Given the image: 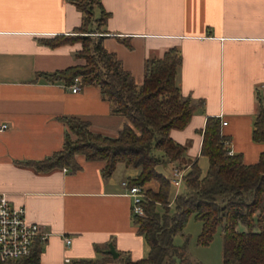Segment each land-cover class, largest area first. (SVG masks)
<instances>
[{
  "label": "crops",
  "instance_id": "0c3cea01",
  "mask_svg": "<svg viewBox=\"0 0 264 264\" xmlns=\"http://www.w3.org/2000/svg\"><path fill=\"white\" fill-rule=\"evenodd\" d=\"M73 1L0 0V126L7 125L0 131V192L48 233L34 242L40 264L96 259L109 255L110 245L118 257L109 255L112 260L105 264H124V257L137 261L149 251L121 184L140 170L118 163L103 177V163L83 157L77 171L38 172L26 164L62 148L65 118H79L91 132L108 137L128 124L111 112L97 86L81 85L73 93L65 82L49 80L54 72L85 63L77 56L81 41L50 45L80 35L83 13ZM102 11L106 18L96 22ZM93 18L92 28L103 32L102 46L137 85L148 58L178 50L175 83L195 109L185 127L170 129L169 137L184 147L186 171L189 160L197 162L202 175L207 171L201 144L208 117L219 119L233 154L245 164L258 161L264 142H254L252 130L264 109V0H100ZM173 164L157 169L169 175Z\"/></svg>",
  "mask_w": 264,
  "mask_h": 264
},
{
  "label": "trees",
  "instance_id": "16d2710c",
  "mask_svg": "<svg viewBox=\"0 0 264 264\" xmlns=\"http://www.w3.org/2000/svg\"><path fill=\"white\" fill-rule=\"evenodd\" d=\"M73 3L83 13L82 24L76 31L80 35L59 38L50 45L65 40L81 41L77 56L85 63L54 72L49 80L71 85L78 77L81 85L97 86L110 103L111 112L125 117L128 124L115 137H108L91 132L89 124L79 118H65L62 148L43 160L26 164L38 172L63 167L77 171L81 168L77 160L80 155L86 161L102 162L103 177H109L116 165L123 163L140 170L135 179L129 180L131 185L144 188L148 182L157 183L155 190L144 188L145 215L134 216L137 232L148 245V255L137 261L126 256L122 259L124 264H200L188 256L184 246L174 243V237L191 215L202 224L198 245H208L216 228L221 227L222 264H264V152L253 164H245L240 154H228V139L221 134L219 119L208 117L201 144V155L208 159L207 171L202 175L197 162L188 161L184 191L174 198L171 210L169 175L157 168L173 162L182 167L184 147L172 141L169 131L185 127L195 109V104L181 95L175 83L180 64L178 50L172 48L160 58H148L143 82L137 85L117 56L102 46L103 32L98 26L92 28L94 8L100 7V0ZM106 16L102 11L95 21ZM252 140L264 142L263 108L255 118ZM241 225L243 229H239ZM38 253V245L33 244L29 256L0 264H40ZM109 260L112 258L102 253L96 259L68 264H105Z\"/></svg>",
  "mask_w": 264,
  "mask_h": 264
},
{
  "label": "built area",
  "instance_id": "2783aa9c",
  "mask_svg": "<svg viewBox=\"0 0 264 264\" xmlns=\"http://www.w3.org/2000/svg\"><path fill=\"white\" fill-rule=\"evenodd\" d=\"M80 78H75L69 85L71 92L76 93L80 90ZM222 125L226 122L222 121ZM7 129L6 124L0 126V131ZM228 154H232L229 149ZM65 170V169H64ZM186 169L177 164H173L169 173V179L172 187L178 190L184 185ZM122 187L125 194L132 200V213L134 216L143 217V201L147 198L143 187L131 185L129 180L122 181ZM48 233L36 223L29 222L25 216L23 207L15 208L10 204L9 198L5 192H0V263H8L27 257L35 240H43ZM65 244L69 245L71 239L65 237ZM69 259H65L68 263Z\"/></svg>",
  "mask_w": 264,
  "mask_h": 264
},
{
  "label": "rangeland",
  "instance_id": "374dc122",
  "mask_svg": "<svg viewBox=\"0 0 264 264\" xmlns=\"http://www.w3.org/2000/svg\"><path fill=\"white\" fill-rule=\"evenodd\" d=\"M73 137V136H72ZM75 138V137H73ZM82 156H77V160ZM122 166V165H121ZM123 168V166H122ZM129 170H132L131 168ZM161 172L167 174V171L162 169ZM146 189L152 188L157 189V183L151 181L145 184ZM183 187L181 188V192ZM176 190L171 188V198H174ZM178 193V192H177ZM176 193V196H177ZM173 200V199H172ZM173 203V201H171ZM170 205V204H169ZM170 209H173V205H170ZM160 212L163 211L162 207H158ZM201 222L196 220L192 215L189 217L185 227L181 232H179L174 237V243L179 246H184L188 256L195 262L202 264H222V246H223V237L221 227L218 226L213 234L212 240L208 245L202 246L198 245L197 237L201 231Z\"/></svg>",
  "mask_w": 264,
  "mask_h": 264
},
{
  "label": "water",
  "instance_id": "95a60500",
  "mask_svg": "<svg viewBox=\"0 0 264 264\" xmlns=\"http://www.w3.org/2000/svg\"><path fill=\"white\" fill-rule=\"evenodd\" d=\"M107 253L112 256L113 258L118 257V253L115 251L114 247L112 245L109 246V249L107 250Z\"/></svg>",
  "mask_w": 264,
  "mask_h": 264
}]
</instances>
